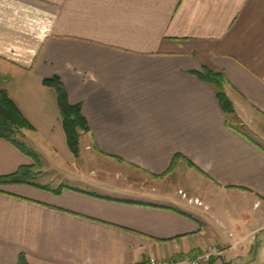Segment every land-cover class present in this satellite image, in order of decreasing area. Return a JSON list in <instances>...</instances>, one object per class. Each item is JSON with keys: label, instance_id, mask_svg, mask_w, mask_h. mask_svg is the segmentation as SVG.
Masks as SVG:
<instances>
[{"label": "crops", "instance_id": "0c3cea01", "mask_svg": "<svg viewBox=\"0 0 264 264\" xmlns=\"http://www.w3.org/2000/svg\"><path fill=\"white\" fill-rule=\"evenodd\" d=\"M202 66L224 73L232 115ZM54 76L88 123L76 157ZM0 89L31 154L0 138V176L41 168L0 185V264H147L212 243L206 264H264V0H0Z\"/></svg>", "mask_w": 264, "mask_h": 264}, {"label": "trees", "instance_id": "16d2710c", "mask_svg": "<svg viewBox=\"0 0 264 264\" xmlns=\"http://www.w3.org/2000/svg\"><path fill=\"white\" fill-rule=\"evenodd\" d=\"M195 75L212 86L223 112L228 116L232 115L234 108L225 93L224 85L226 78L224 73L202 66L200 71L195 72ZM42 83L48 87H52L56 92L60 120L65 133L67 146L73 155H77L80 131H88V123L82 114L81 104L69 103L66 90L58 77L54 76L44 79ZM27 126L26 119L10 99L7 92L4 89H0V138L7 140L24 153L31 155L25 146L16 140L17 131ZM33 166L35 165H24L12 174L0 176V185L16 183L36 185L33 182ZM40 187L49 189L48 186ZM60 189L58 188L56 192H59ZM18 264H28L23 255H20Z\"/></svg>", "mask_w": 264, "mask_h": 264}, {"label": "built area", "instance_id": "2783aa9c", "mask_svg": "<svg viewBox=\"0 0 264 264\" xmlns=\"http://www.w3.org/2000/svg\"><path fill=\"white\" fill-rule=\"evenodd\" d=\"M221 252V248L217 244L212 243L204 251L196 255L185 254L178 258H153L147 264H206L212 259L219 257Z\"/></svg>", "mask_w": 264, "mask_h": 264}, {"label": "rangeland", "instance_id": "374dc122", "mask_svg": "<svg viewBox=\"0 0 264 264\" xmlns=\"http://www.w3.org/2000/svg\"><path fill=\"white\" fill-rule=\"evenodd\" d=\"M22 129H24V128H20L18 131H17V133H16V135H18V133H20L21 131H22ZM83 133H85L84 131H80V136H79V148H78V154L77 155H73V156H78L79 155V152L80 151H82L81 149H82V147H81V144H82V142L80 141V139H81V136L83 135ZM16 140L18 141V138L16 137ZM40 167L39 166H33V168H32V173H33V175H36V173L37 172H39L40 171ZM183 196H185V193H183L182 194ZM215 199H213V197L212 198H210V201H212V202H215L214 201ZM195 202L196 203H198V204H200V202L197 200V199H195ZM220 205H221V212H219V213H221V215L223 216H229V214H230V211H231V209H230V206H228V205H225L223 202L222 203H219ZM232 212V211H231ZM262 224H261V222H258L257 224H256V228H259L260 226H261ZM231 232V230L229 231V232H227V234H229ZM258 234H261V235H263L264 236V226L260 229V230H258ZM213 264H222V262L219 260H217L216 262H214Z\"/></svg>", "mask_w": 264, "mask_h": 264}]
</instances>
